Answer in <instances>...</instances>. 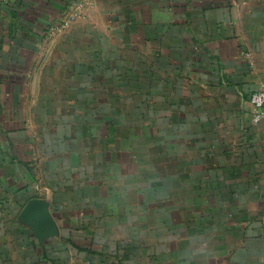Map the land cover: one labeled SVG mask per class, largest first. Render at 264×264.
Returning a JSON list of instances; mask_svg holds the SVG:
<instances>
[{
	"label": "crops",
	"instance_id": "obj_1",
	"mask_svg": "<svg viewBox=\"0 0 264 264\" xmlns=\"http://www.w3.org/2000/svg\"><path fill=\"white\" fill-rule=\"evenodd\" d=\"M113 54L148 81L134 95L152 130L176 109L165 155L197 154L169 165L177 199L153 175L140 200L115 193L98 179L108 157L58 125L97 105L96 62L106 73ZM260 89L264 0H0V264H264Z\"/></svg>",
	"mask_w": 264,
	"mask_h": 264
},
{
	"label": "rangeland",
	"instance_id": "obj_2",
	"mask_svg": "<svg viewBox=\"0 0 264 264\" xmlns=\"http://www.w3.org/2000/svg\"><path fill=\"white\" fill-rule=\"evenodd\" d=\"M96 63L98 68L102 67V69H104V60L101 59ZM106 66V73L102 69L98 70L97 85L101 91H98L99 93L96 94V96L91 97H96L97 105H102L100 111L103 112V114L93 115L95 111H99V108L96 107L97 105L95 106L94 104L93 107L81 108L80 122L76 124V117H73V113L76 114L78 110L66 108L65 111L67 113L62 119L64 123L60 124L58 122V125H64L63 129L65 135L75 133L82 135L83 139L81 140V146L94 148L92 153L95 152L99 156L97 159L99 162L106 163L105 157H108L107 162L110 161L111 165L109 164L99 169L101 173L98 179L105 178L104 180L106 182H110L115 193H119L123 196L125 194L122 193V190L125 192L129 190V194L134 196L135 199L138 198V200H140L143 196V192L140 190L150 187L152 184V176L150 175H153L167 186V188L162 189V191L166 193L163 194V201L168 202L169 196L173 195V199H177V196H179L181 192L180 189H177L176 193L173 191L177 187H174V182L169 177L172 176V173L170 174L169 165L170 163L175 165L182 163L180 167L184 168L186 167V165L183 164L184 161H189L193 157L196 158L197 154L188 146L189 149H187V151H185V148L181 151V153L188 155V157L165 155V153H169L168 147H170L171 144L174 145L177 143L175 138H173L174 135H170L172 125L169 123V115L172 113V116H174L177 112L176 109L172 111H169V109L167 110V108L161 109L157 116V128L155 130L153 128L152 130V127L156 125L150 127L152 118L149 111L146 109L148 100L144 97H137L134 95L136 90L141 87L139 85L143 84L145 86L144 91L148 90V81L143 78L144 81L141 82L140 79L142 78L135 72V70L138 69V64H126L120 59H116L115 54H113V58L111 59L110 56H107ZM144 67L146 69V66ZM129 69H131L132 72H128ZM156 88L157 91L155 95L159 96L162 85L159 84ZM107 89L111 90L112 95L113 104L111 110L108 106L107 108L103 106V102L106 101L103 94H105ZM140 107H142V109H139ZM104 114L110 116V119H106ZM141 116L145 118L143 122L139 120ZM138 120L140 124L144 123V129L138 126ZM146 127L150 128L147 129ZM158 128L159 131H157ZM49 133L50 135H54L56 132L54 130ZM176 134H183V132L176 130ZM84 135H90V138L88 139L87 136L84 137ZM154 139L157 142V146H160V149H156L157 151L148 149ZM188 142L192 143L193 147L200 146L198 140L197 142ZM105 151L107 152L105 153ZM86 153L89 154L90 152ZM157 153L162 154V156H158ZM90 164H92L91 160ZM89 170H93L91 166ZM175 174L177 175L178 172ZM108 177H111V179ZM168 182L170 183V187H168ZM83 183L82 180V184ZM105 190L106 189L103 188V191ZM103 191L102 193L105 196L106 192ZM111 194L112 196L114 195L113 192ZM199 205L201 206V204Z\"/></svg>",
	"mask_w": 264,
	"mask_h": 264
},
{
	"label": "built area",
	"instance_id": "obj_3",
	"mask_svg": "<svg viewBox=\"0 0 264 264\" xmlns=\"http://www.w3.org/2000/svg\"><path fill=\"white\" fill-rule=\"evenodd\" d=\"M76 15L71 16L73 20ZM249 103L252 107L253 112V122L254 124H259L264 119V89L257 90L253 92L249 97ZM0 215H1V205H0Z\"/></svg>",
	"mask_w": 264,
	"mask_h": 264
}]
</instances>
